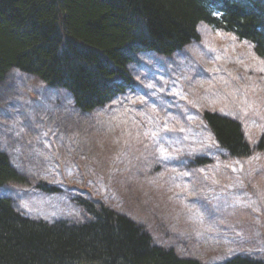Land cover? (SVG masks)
I'll use <instances>...</instances> for the list:
<instances>
[{
  "label": "rangeland",
  "instance_id": "374dc122",
  "mask_svg": "<svg viewBox=\"0 0 264 264\" xmlns=\"http://www.w3.org/2000/svg\"><path fill=\"white\" fill-rule=\"evenodd\" d=\"M198 32L200 39L172 54L140 55L132 95L93 118L74 115L65 91L36 76L6 74L0 144L27 182L5 184L0 195L23 215L48 221H89L82 200L110 206L144 223L156 242L207 264L238 251L264 259V153L224 159L202 114H231L250 143L264 137V60L232 33L205 22ZM209 153L212 165L194 166V156ZM145 155L180 162L172 167L181 172L178 190L155 178L163 169Z\"/></svg>",
  "mask_w": 264,
  "mask_h": 264
},
{
  "label": "trees",
  "instance_id": "16d2710c",
  "mask_svg": "<svg viewBox=\"0 0 264 264\" xmlns=\"http://www.w3.org/2000/svg\"><path fill=\"white\" fill-rule=\"evenodd\" d=\"M200 21L249 39L264 60V0H0V79L13 68L29 70L90 109L117 97L111 78L124 83L127 61L148 49L163 55L182 49L199 39ZM203 115L230 155L248 152L240 122L216 111ZM18 174L0 152V187L23 182ZM82 202L92 218L70 223L25 216L0 195V264H205L156 244L127 214ZM211 264L264 259L236 254Z\"/></svg>",
  "mask_w": 264,
  "mask_h": 264
},
{
  "label": "bare ground",
  "instance_id": "6f19581e",
  "mask_svg": "<svg viewBox=\"0 0 264 264\" xmlns=\"http://www.w3.org/2000/svg\"><path fill=\"white\" fill-rule=\"evenodd\" d=\"M215 17H221L222 15H221V12L220 11H215V13L213 14ZM205 21H200L199 22V24L200 23H204ZM205 23H207V22H205ZM209 24V23H208ZM197 31H198V28H197ZM199 33V32H198ZM229 33H231V32H229ZM237 39H240V40H246V41H248V42H250L249 41V39H247V38H244L243 36H240V35H238L237 33H235V32H233L232 33ZM238 36H237V35ZM199 35V39H200V34H198ZM192 41H194V40H192ZM251 43V45L253 46V51H254V53L258 56V57H261V56H259L258 54H257V52H256V50H255V48H254V44L252 43V42H250ZM145 52V53H144ZM147 53H150V54H157V50L156 49H154V50H152V49H148V50H146V51H142L141 52V54L140 53H138L137 55H136V57H135V59L133 58V59H131V60H129V61H127L126 62V66H125V68H126V73H125V79H124V83L121 81V79H122V77H120V78H118V80H120V81H118V80H116V79H114V78H111V80H113L116 84H119V88H117V89H113L112 91H110V92H112V93H110V94H114L115 93V95H117V97H124V98H126V99H129V98H127L126 97V95H128V94H130V95H132V91H133V89L136 87V76H135V72H136V70H134V66H137L140 62H141V58H140V55H142V54H147ZM262 58V57H261ZM143 64V63H142ZM141 65H139L138 67H140ZM14 70H17V71H19V72H21V73H23V74H27V75H29V76H36L34 73H32V71H29V70H22V69H20V68H13V69H10V70H8L7 71V73L6 74H8L10 71H14ZM5 74V75H6ZM37 77V76H36ZM5 78H7V77H3V78H1L0 79V81L3 79H5ZM40 81L39 82H41V83H43V84H45V85H47V86H49V88H53V89H55V88H58V89H60V90H63V91H65V93L70 97V99H71V102H72V111H73V113H74V115H76L77 117H90V118H93L98 112H100V111H102V110H105L104 108H106L107 107V105H109V103L110 102H108V103H106L105 104V102H102V103H95V104H93L92 106H94L93 108H90V109H83V108H81L80 107V105H78V103H76V102H74L73 101V97H72V94H71V92L68 90V89H66V88H64V87H62V86H57V87H53L52 85H49V84H47V82L45 81V80H43V79H40L39 77H37ZM128 84H132L130 87H128L129 85ZM121 85V86H120ZM113 95H111V97H112ZM117 97H115V96H113L112 97V100H114L115 98H117ZM161 101H159V106H158V108H159V110H163L164 111V107L163 106H161ZM105 104V105H104ZM108 110V109H107ZM166 110V109H165ZM206 111V110H205ZM207 111H210V110H207ZM215 111L217 112V113H220V114H223V115H226L228 118H231V119H234V120H237L236 118H234L231 114H229V113H227V114H224L223 112H221V111H219V110H217V109H215ZM166 112H167V110H166ZM204 113V111L202 112V114ZM88 119V118H87ZM87 119H85L86 121H87ZM238 121V120H237ZM239 122V121H238ZM206 127L211 131V129H210V127L208 126V125H206ZM241 132H242V135H243V139H244V141L248 144V146H249V149H248V152L247 153H242V154H240V155H236L237 157H234V156H232V155H230V153L228 152V149H227V147H225L224 145H222L219 141H217L216 140V138H214L215 139V143H216V145H217V149H219V151H220V153L221 154H223L224 156H223V158L224 159H227V157L228 158H233V159H245V158H249V157H251L255 152H260V153H264V137H262L259 141H257V142H255V143H250L249 142V140H248V137L246 136V134H245V132H244V130H243V127L241 128ZM154 134H156V137H160L161 138V134H163V132H155ZM77 138L78 139H83V137L82 136H78L77 135ZM88 139V138H87ZM89 140V139H88ZM163 139H156V142L158 143V142H160V141H162ZM154 143L153 144V146L155 147V145L157 144V143ZM141 146H143V145H141ZM144 147V146H143ZM5 148H7L6 146H5V144H3V145H1L0 144V152H2V153H4V154H6L8 157H10V153L8 152V150L7 149H5ZM150 149L151 148V146H150V144H148V147H147V145H146V147H144V150H147V149ZM151 150V149H150ZM202 150H205V151H207V152H209V149L207 148V147H205V148H203ZM142 156H143V154H142ZM144 159H147L148 158V156H147V158H146V155L143 157ZM148 160V162L149 163H153V164H156V166H157V169H159V168H162L163 169V171H161L160 173H158L159 171L156 169V171H158V172H155L156 174H155V178H157V179H159V180H163L164 182H166V181H168V183H167V185H169L172 189H176V190H178V188H179V185L180 184H178L177 182L175 183V184H173L174 183V180H175V178H176V176H180V177H182L181 176V172H179L178 170H175V169H172V167L175 165V164H177V163H180L179 161H177V159H175V158H173L171 161H169L168 163H169V165H167L165 162H163V161H158V158H154L153 160H149V159H147ZM192 160V163L194 164V166L195 167H203V166H206V165H212L213 164V162H214V160H213V158L211 157V154L209 153V154H200V155H197V156H194V158L193 159H191ZM9 161H10V159H9ZM12 161H10V163H11ZM20 163L21 164H23L21 161H20ZM184 163H181L180 165H183ZM13 165V167L15 168L17 165L16 164H12ZM23 165H25V164H23ZM150 165H152V164H150ZM178 165V164H177ZM20 167V166H19ZM17 172H19V174L21 175H19L21 178H23L22 176H24V178H25V174H26V172L22 169V167H20V168H18V170H17ZM23 178V179H24ZM26 182H27V180L26 179H24V181L23 182H19V181H17V182H12L13 184H16V185H20V186H22V184H26ZM44 190V189H43ZM45 191V190H44ZM56 192V191H55ZM2 196H4V195H2ZM6 197H9V196H6ZM109 208H111V209H113V210H116V211H118L117 209H114V208H112V207H110L109 206ZM144 226H145V224H143ZM147 231H148V233H149V235L152 237V239H153V242H155L156 244H158V245H160V246H163V247H169V248H171V249H173L176 253H178V255H180V256H182V257H189V258H193V259H196V260H199V258L198 257H196V256H191V255H185L184 253L182 254V252H178L177 250H176V248L174 247V245H172V243H169V244H165V243H163V242H156V240L154 239V237L152 236V234L149 232V230L148 229H146ZM173 242V241H172ZM163 243V244H162ZM236 254H243V255H245L246 253H244V252H241V251H238V252H236L235 254H233V255H231V256H234V255H236ZM231 256H229V257H231ZM221 262V261H220ZM220 262H213V263H220ZM205 264H207V263H205ZM211 264V263H210Z\"/></svg>",
  "mask_w": 264,
  "mask_h": 264
}]
</instances>
